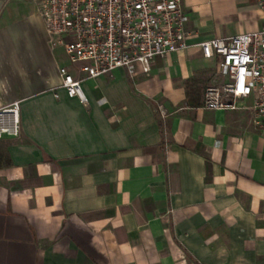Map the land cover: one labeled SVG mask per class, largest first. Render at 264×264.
<instances>
[{"label":"crops","instance_id":"crops-1","mask_svg":"<svg viewBox=\"0 0 264 264\" xmlns=\"http://www.w3.org/2000/svg\"><path fill=\"white\" fill-rule=\"evenodd\" d=\"M260 1L182 0L187 48L130 79L85 78L40 0H0V107L20 101L19 136L0 139V264H264V138L250 99L203 108L218 58L198 48L260 30Z\"/></svg>","mask_w":264,"mask_h":264},{"label":"built area","instance_id":"built-area-1","mask_svg":"<svg viewBox=\"0 0 264 264\" xmlns=\"http://www.w3.org/2000/svg\"><path fill=\"white\" fill-rule=\"evenodd\" d=\"M52 48L59 47L85 78L123 70L128 78L147 73L155 58L187 48L182 0H40ZM264 20V0L259 2ZM203 58L217 57V77L203 92L206 110H235L250 99L253 127L264 138V25L254 32L198 45ZM60 87L86 103L82 79L59 68ZM160 117L166 116L159 111ZM20 133V101L0 107V139Z\"/></svg>","mask_w":264,"mask_h":264}]
</instances>
